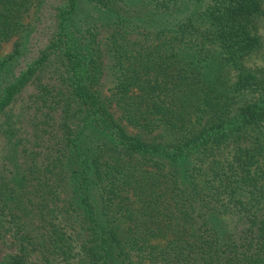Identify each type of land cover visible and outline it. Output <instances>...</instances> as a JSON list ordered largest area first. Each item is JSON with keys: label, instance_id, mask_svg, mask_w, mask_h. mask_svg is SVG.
<instances>
[{"label": "trees", "instance_id": "16d2710c", "mask_svg": "<svg viewBox=\"0 0 264 264\" xmlns=\"http://www.w3.org/2000/svg\"><path fill=\"white\" fill-rule=\"evenodd\" d=\"M42 1L0 0V45ZM90 1L99 43L58 0L0 87V114L28 85L56 114L32 185L1 177L0 264H264V0Z\"/></svg>", "mask_w": 264, "mask_h": 264}, {"label": "rangeland", "instance_id": "374dc122", "mask_svg": "<svg viewBox=\"0 0 264 264\" xmlns=\"http://www.w3.org/2000/svg\"><path fill=\"white\" fill-rule=\"evenodd\" d=\"M129 3L130 8L136 7V10L125 13H137L141 16L143 9L137 7L136 1L125 0ZM58 0H43L39 9H34L31 12L28 21H32V30L24 34L22 37H15L10 41L0 45V63L2 70H0V87L4 82L13 79L22 71V69L33 59L40 55V52L49 43L53 36L55 29V13ZM81 16L86 17V22L89 23L88 27L91 31H95V44L103 35L102 21L96 12L91 8L90 0H82ZM128 7V6H127ZM78 17V18H79ZM81 26V23L79 24ZM79 34H83L85 39H89L86 24L78 29ZM19 52H15L16 50ZM13 54L12 58L9 55ZM106 64L104 68L103 83L105 87L108 84L107 57L103 55L102 58ZM58 62L52 61V64L42 72L43 78L47 80L53 73L55 65ZM33 93L35 88L31 85L25 87L14 99L11 105L6 107L0 114V180L1 177L5 179H12L13 176H22L26 173L28 184L31 186L36 175V163L42 162L49 157L51 150L48 148L49 134L44 132L46 125L43 120H49V126L56 119V114L49 118L47 115L44 117L45 109L39 106V103L34 99ZM44 112V113H43ZM51 115V114H50ZM54 126V125H53ZM52 135L54 132L51 133ZM39 165V164H38ZM30 180V182H29ZM3 181V180H1ZM26 185V183H25ZM12 193V192H11ZM9 207L13 205V201H8ZM17 207V204L14 202ZM35 252L32 258H35ZM35 255V256H34Z\"/></svg>", "mask_w": 264, "mask_h": 264}]
</instances>
